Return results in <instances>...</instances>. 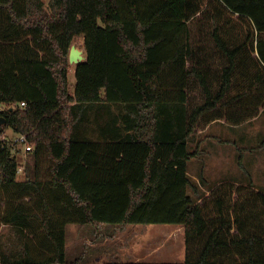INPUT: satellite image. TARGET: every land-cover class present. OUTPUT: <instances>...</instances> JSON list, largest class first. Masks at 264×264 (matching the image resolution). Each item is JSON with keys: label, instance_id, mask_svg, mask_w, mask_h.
Listing matches in <instances>:
<instances>
[{"label": "trees", "instance_id": "obj_1", "mask_svg": "<svg viewBox=\"0 0 264 264\" xmlns=\"http://www.w3.org/2000/svg\"><path fill=\"white\" fill-rule=\"evenodd\" d=\"M0 105V133L35 147L23 181L0 151V223L28 238L0 264H84L69 224L185 228L182 263L106 264H264V191L228 181L207 198L188 171L193 135L264 111V0H0Z\"/></svg>", "mask_w": 264, "mask_h": 264}, {"label": "rangeland", "instance_id": "obj_2", "mask_svg": "<svg viewBox=\"0 0 264 264\" xmlns=\"http://www.w3.org/2000/svg\"><path fill=\"white\" fill-rule=\"evenodd\" d=\"M74 44L79 49L85 51L83 39H78ZM75 71V65L70 64L69 83L71 87H74L76 83ZM4 108V106L0 105V109ZM90 126H95L93 121ZM4 134L10 141L14 140L18 135V133H15L10 128L5 129ZM90 135L95 137L96 133ZM197 150V155L192 157L188 162V171L191 177L200 178V175L202 174L206 180L209 181L204 183L200 179V183H197L201 192L204 194V197L210 198V188L228 181L234 183L235 186L241 185V182L246 185L252 181L256 189L264 191V111L260 114L259 119L252 122L249 121L240 126H234L225 120L214 122L210 129L200 134L197 133L190 139L189 151L193 153ZM33 155V153L19 155V158L17 159L18 162L24 163L25 165L24 172L18 175L19 181L25 180L27 166L34 165ZM241 158L243 159L245 169H242L240 165ZM39 162L40 177H42L43 180H46L48 178V168L50 164L46 154H42ZM7 197L8 192L5 187L0 185V204L3 207V210L6 208ZM53 198L54 196H52V199ZM237 198L238 195L234 194V199ZM25 202H30V198H26ZM75 227L78 226L71 224L67 227V259L69 261L75 260L77 258L74 257L75 253H79V255L82 254L85 257L84 264H101L100 261L103 259H101L100 256L108 254V251L104 250V247L106 246L92 249L90 245H87L89 241L93 243L95 240V232L97 230L95 228L92 229L91 227H85L89 228L86 229V232L88 230L89 232H87L83 241L82 249H80V251H73V253L71 252L70 245L74 238L72 232ZM18 230H20L19 227L0 223V263L2 254H7L13 257V255H17L23 250L20 244L22 236ZM183 230L184 229H182V231ZM101 231L102 234H109L111 232L109 229H103ZM118 234V239L116 240L117 243L114 242L113 245L116 248V253L119 254H122L119 247L122 248L128 246L129 248L132 244L131 242L137 237L141 238L143 244L151 245L152 247L150 246V249L159 243L164 244L166 241L164 238L160 237L159 234L148 239V237H145L144 231L136 227L126 226V228ZM171 236L173 237H167V241H169L167 243V248L162 249V252L159 254L154 253L156 252V249L151 253L158 258H169L168 260L163 261L171 262L173 260L172 258H175L174 260L177 262H184L186 259L185 233H180L178 231L171 234ZM171 238L173 240L172 243ZM137 247L140 246L138 245ZM87 248L90 250L88 251ZM134 252V250L131 251V253Z\"/></svg>", "mask_w": 264, "mask_h": 264}, {"label": "crops", "instance_id": "obj_3", "mask_svg": "<svg viewBox=\"0 0 264 264\" xmlns=\"http://www.w3.org/2000/svg\"><path fill=\"white\" fill-rule=\"evenodd\" d=\"M259 117H260V115L257 118L251 120L250 122L259 119ZM212 125H213V123L211 125H209L204 131L199 132V134L210 129V127ZM203 177H204V175H203ZM191 178L196 183H200L199 177L198 178L197 177H191ZM205 180H206V178H205ZM206 182H209V181L206 180ZM241 184H242V182H241ZM215 185H217V184H215ZM69 225H71V224H69ZM75 225H77L78 227H75V229L72 232L74 238H73L72 244L70 245L71 252L73 253V251H78V250L80 251V249H82L83 241L86 237L87 232H89V230L86 232V229H89V228H85V227H91L92 229L95 228V229H97L95 232V240L93 243L91 241H89L87 243V245H90L92 247V249L101 248V247L106 246V247H104V250L108 251V254H105V256H103V255L100 256L101 259H103L102 261H100L101 264H106V263L111 262V261L119 262V263H137V262H140V263H180V262H177L176 260H174L175 258H172L174 261L172 260L171 262L163 261V260H168L169 258L168 259L158 258L157 256L153 255V253H151V252L156 249V252H154V253L159 254L160 252H162V249L167 248V243L169 242V241H167V237H169V236L173 237V236H171V234H174L178 231L180 233H185V228L182 225H175V224H151V226L150 225H143V224L127 225V227H136V228L142 229L145 233V237H148V239L150 237L151 238L155 237L156 234H159L160 237L164 238V240H166V241L164 242V244L159 243V244L155 245L152 249H150L149 247L151 245H145L141 242V238L135 237L136 239H134L133 242L128 241V242L132 243L129 248H128V246L122 247V248L119 247V250L121 251L122 254L116 253V250H115L116 248L113 245V243L116 242V240L118 239V235H119L118 233L120 231L124 230L126 227L125 228L124 227H118V226L94 227V226H90V225H86V226H82V225H78V224H75ZM67 227H66V250H67ZM103 229H107V230L109 229L111 232L109 234H102L101 230H103ZM182 229H184L183 230L184 232L182 231ZM18 232L22 236V240L20 241V244H21V247L23 248L24 244L28 241L27 232L26 231L23 232L22 230H18ZM31 237L33 238L34 235L32 234ZM172 241L173 240L171 238V243H172ZM138 245L140 247H137ZM87 250L89 251L90 249L87 248ZM132 250H134L135 252L131 253ZM140 253H141V255H140ZM81 255L82 254L79 255V253H75L74 257H79Z\"/></svg>", "mask_w": 264, "mask_h": 264}, {"label": "built area", "instance_id": "obj_4", "mask_svg": "<svg viewBox=\"0 0 264 264\" xmlns=\"http://www.w3.org/2000/svg\"><path fill=\"white\" fill-rule=\"evenodd\" d=\"M26 104L22 102L21 107H24ZM35 147L32 143L29 142V139L24 134H18L17 137L10 141L9 138L4 134L0 133V151H7L10 154V157L13 159H18L19 155H28L33 153ZM25 170L24 163L18 162L17 173H23Z\"/></svg>", "mask_w": 264, "mask_h": 264}, {"label": "water", "instance_id": "obj_5", "mask_svg": "<svg viewBox=\"0 0 264 264\" xmlns=\"http://www.w3.org/2000/svg\"><path fill=\"white\" fill-rule=\"evenodd\" d=\"M86 60L87 56L85 55V51L79 49L75 44H73L69 52V63L72 65H79ZM2 123L3 122H1V124Z\"/></svg>", "mask_w": 264, "mask_h": 264}]
</instances>
